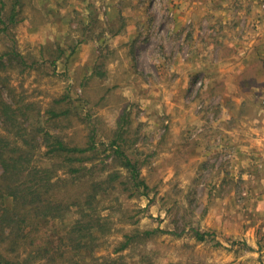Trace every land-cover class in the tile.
I'll use <instances>...</instances> for the list:
<instances>
[{
	"label": "rangeland",
	"instance_id": "obj_1",
	"mask_svg": "<svg viewBox=\"0 0 264 264\" xmlns=\"http://www.w3.org/2000/svg\"><path fill=\"white\" fill-rule=\"evenodd\" d=\"M18 1L0 0V98L19 118L0 114V136L25 132L35 167L46 134L93 139L86 179L119 176L96 264H264V0ZM73 217L42 231L57 245Z\"/></svg>",
	"mask_w": 264,
	"mask_h": 264
},
{
	"label": "trees",
	"instance_id": "obj_2",
	"mask_svg": "<svg viewBox=\"0 0 264 264\" xmlns=\"http://www.w3.org/2000/svg\"><path fill=\"white\" fill-rule=\"evenodd\" d=\"M18 2L16 0V4ZM8 55L0 54V69L6 66L4 59ZM0 114L4 124L14 128L18 124L16 110L1 98ZM26 135L19 132L13 140L0 136V201L7 197L12 199L11 207L0 205V264H96L92 241L101 233L103 224L95 214L100 195L114 187L112 183L119 179L118 174L104 180H87L93 139L88 147H78L49 134L45 138L48 142L46 157L52 165L31 166L37 149ZM123 135L120 130L113 145L129 169L134 185L147 189L140 180L137 165L121 152L119 141L125 139ZM61 173L70 181L61 184ZM72 215L74 223L66 228L64 236L59 237V244L55 245L54 239L42 231V221L65 220ZM197 238L204 240L205 235L199 234ZM129 241L130 238L123 242L118 251L127 249ZM86 254L91 257L90 261L86 262Z\"/></svg>",
	"mask_w": 264,
	"mask_h": 264
}]
</instances>
